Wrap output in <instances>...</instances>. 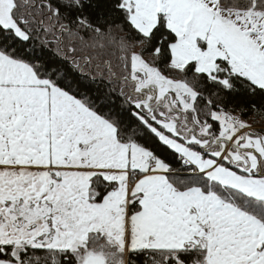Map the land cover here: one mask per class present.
I'll use <instances>...</instances> for the list:
<instances>
[{
    "label": "snow or ice",
    "instance_id": "snow-or-ice-1",
    "mask_svg": "<svg viewBox=\"0 0 264 264\" xmlns=\"http://www.w3.org/2000/svg\"><path fill=\"white\" fill-rule=\"evenodd\" d=\"M262 121L264 0H0V264H264Z\"/></svg>",
    "mask_w": 264,
    "mask_h": 264
},
{
    "label": "trees",
    "instance_id": "trees-1",
    "mask_svg": "<svg viewBox=\"0 0 264 264\" xmlns=\"http://www.w3.org/2000/svg\"><path fill=\"white\" fill-rule=\"evenodd\" d=\"M257 119H259V117ZM262 122H264V121H262Z\"/></svg>",
    "mask_w": 264,
    "mask_h": 264
},
{
    "label": "rangeland",
    "instance_id": "rangeland-1",
    "mask_svg": "<svg viewBox=\"0 0 264 264\" xmlns=\"http://www.w3.org/2000/svg\"><path fill=\"white\" fill-rule=\"evenodd\" d=\"M259 126V125H258Z\"/></svg>",
    "mask_w": 264,
    "mask_h": 264
}]
</instances>
